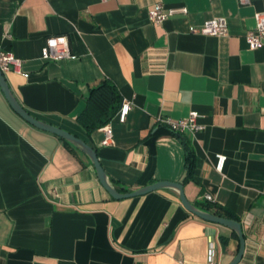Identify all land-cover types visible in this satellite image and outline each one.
<instances>
[{"label":"crops","instance_id":"0c3cea01","mask_svg":"<svg viewBox=\"0 0 264 264\" xmlns=\"http://www.w3.org/2000/svg\"><path fill=\"white\" fill-rule=\"evenodd\" d=\"M157 3L187 12L156 25ZM258 11L264 0H0V47L21 59L4 76L31 115L93 147L120 192L165 180L194 205L210 195L239 218L238 264H264V39L255 50L245 40ZM215 17L226 18V35L189 30ZM53 36L73 58L42 57ZM104 78L130 103L125 121H110L109 145L101 127L88 134L77 121ZM192 110L203 128L184 134L195 168L183 181L182 139L157 119ZM62 139L22 119L0 89V264H206L210 246L216 264L232 261L230 228L187 212L174 189L112 198Z\"/></svg>","mask_w":264,"mask_h":264},{"label":"built area","instance_id":"2783aa9c","mask_svg":"<svg viewBox=\"0 0 264 264\" xmlns=\"http://www.w3.org/2000/svg\"><path fill=\"white\" fill-rule=\"evenodd\" d=\"M252 0H238L240 4L249 3ZM187 12L186 7H169L164 9L163 5L157 3L155 7L148 12L149 20L159 25L169 16ZM255 27L248 30L245 33V40L248 49L255 50L263 45L264 39V11H258L255 13ZM193 33H199L202 35L210 36H223L227 34V20L225 17H215L203 23L200 27L191 26L189 29ZM41 55L44 59H63L73 58L69 44L64 36H53L46 39L45 45L42 47ZM21 65V59L16 57L12 52L5 51L0 47V71L4 74L9 71H19ZM130 110V103L124 101L117 112V117L120 122L125 121V118ZM199 114L197 111H190L187 116L181 117L177 120H173L167 116L158 117L157 121L160 125L167 127L173 132L185 134L186 132L195 133L200 131L203 127L198 122ZM103 131V139L101 145H109L112 140V129L110 122L101 127ZM226 156L223 154L216 155L215 169L222 171ZM206 200L212 201L210 195H205ZM206 264H216L214 259V250L212 246L209 247L208 259Z\"/></svg>","mask_w":264,"mask_h":264},{"label":"water","instance_id":"95a60500","mask_svg":"<svg viewBox=\"0 0 264 264\" xmlns=\"http://www.w3.org/2000/svg\"><path fill=\"white\" fill-rule=\"evenodd\" d=\"M0 89L4 97L6 98L7 102L9 103L10 107L22 119H24L26 122H28L29 124L40 130L52 133L54 135H57L58 137L63 138L65 141L70 143L74 148L81 151L89 159L90 163L93 165L96 176L100 184L104 187V189L108 192V194L112 198L114 199L130 198L134 196L144 195L154 190L165 189V188L174 189L178 192L180 202L187 212L205 221L218 223L230 228L238 238V250L236 255L229 264L239 263L245 248L244 233L242 230L241 223L239 221L220 217L211 212H207L197 207L186 198L183 190V185L180 182L165 181V180L156 181L154 183H151L149 185L143 186L141 188L129 192H120L119 189H117L112 184V181L109 179L107 173L103 169L95 149L91 147L89 144H87L85 141H83L82 139L76 137L75 135L59 127L53 126L42 120H39L38 118L31 115L26 109H24V107L16 99V97L14 96V94L12 93L11 89L7 84L4 74L1 71H0Z\"/></svg>","mask_w":264,"mask_h":264},{"label":"trees","instance_id":"16d2710c","mask_svg":"<svg viewBox=\"0 0 264 264\" xmlns=\"http://www.w3.org/2000/svg\"><path fill=\"white\" fill-rule=\"evenodd\" d=\"M119 107L120 94L118 89L111 80L104 78L98 84L93 85L89 88L88 94L85 98L84 107L82 108L80 114L77 116V121L89 134L95 129L102 127L103 125L110 122L116 115ZM169 131L172 134L181 137L182 139L185 151V176L183 181L191 180L195 168V155L190 142L184 136V134L173 132L170 129ZM62 140L66 145L72 147L70 143H68L64 139ZM119 189L122 191L126 190L123 187ZM211 202L212 201L205 199L204 202H198L195 203V205L217 216L239 221V218L236 215L230 213L222 207L211 204ZM234 235L236 234L234 233Z\"/></svg>","mask_w":264,"mask_h":264}]
</instances>
